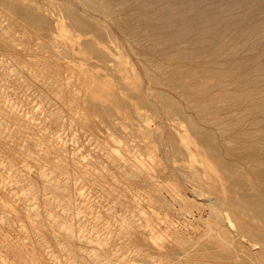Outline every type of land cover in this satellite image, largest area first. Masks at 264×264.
<instances>
[{
	"label": "rangeland",
	"instance_id": "374dc122",
	"mask_svg": "<svg viewBox=\"0 0 264 264\" xmlns=\"http://www.w3.org/2000/svg\"><path fill=\"white\" fill-rule=\"evenodd\" d=\"M18 1L47 23L0 0V264H229L194 189L227 198L225 163L264 186L238 156L264 134V0L68 2L101 33Z\"/></svg>",
	"mask_w": 264,
	"mask_h": 264
},
{
	"label": "bare ground",
	"instance_id": "6f19581e",
	"mask_svg": "<svg viewBox=\"0 0 264 264\" xmlns=\"http://www.w3.org/2000/svg\"><path fill=\"white\" fill-rule=\"evenodd\" d=\"M88 1H89L88 5L91 9H93V10H99L100 9L98 6L97 0H88ZM68 2L69 3H80L81 0H64V3L62 5L63 9L70 16H72L73 21L77 25L82 26V27L87 28V29L94 28L99 33L102 32L98 26H95L92 23L89 16L78 15L70 7V5H68ZM3 3L9 12H12L13 14L18 16L19 18H21L25 22H28L30 24H41V25H44L47 23L45 17L40 12V9L42 8L41 5H38L36 7H34L32 5L28 6L22 2H19L18 0H3ZM208 9L211 10V8H208ZM0 10H2V9H0ZM103 10L107 14L108 17L113 18L114 21L117 22L115 16L113 14H111L110 11L107 10V8L103 7ZM213 11H211V12H213ZM81 12H83V11H81ZM242 12H240V13H242ZM6 18H7V16H6ZM256 21H257V19H256ZM219 27H217V28H219ZM259 27H260V25H259ZM238 30H240V29H238ZM245 32H247V30ZM136 33H137V31H136ZM227 33H229V32H227ZM223 36L224 35L222 34V38H224ZM225 36L227 37V35H225ZM229 36L230 35H228V37ZM250 43H251V41H250ZM173 45L175 46L174 43H173ZM183 77H184V75H183ZM245 79H247V78H245ZM222 81H224V80L222 79ZM241 83H243V82H241ZM256 105H260V104H256ZM254 107H256V106H254ZM182 121H184V120H182ZM250 121H252V120H250ZM198 126H199V124H198ZM193 127L195 129H197L196 125H193ZM196 132H197L198 136L200 137V139L203 142L208 143L210 145V147L213 149V145H214L213 133L211 131H208V130L207 131L197 130ZM222 136H224V135H222ZM262 141H264V134H259L256 137V139L254 140V142H251L249 145H247L245 147L243 146V148H240L238 150V156L240 158H242L243 160H246L250 164L249 166L251 168L252 174L255 176L256 179L261 180V182L264 185V146L260 145V143ZM230 147H232V146H230ZM222 169H223L224 173L226 174V178L229 180V183L227 186V191H228L227 198L221 199V198L209 196V195H206L204 190L201 188H195L194 189V193L197 196L203 197V200L205 201V203H207L209 205V207L211 208V216L213 218V222H214V224L218 225V228H214V227L212 228V233L210 234L211 235L210 237L212 238L213 241H218L220 243L219 245L221 246L222 250L225 251L227 258L230 260L229 264H264V186L260 187V185L255 184L254 182H251L249 177H245L243 174L242 175L240 174V177H235L234 174H239V170L232 167V165H230L228 163H225L222 166ZM50 186H51V188H56V186L53 184H50ZM209 227H210V225H209Z\"/></svg>",
	"mask_w": 264,
	"mask_h": 264
}]
</instances>
